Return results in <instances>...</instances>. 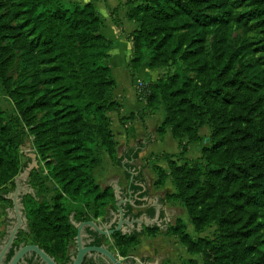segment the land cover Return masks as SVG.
Segmentation results:
<instances>
[{"label": "trees", "instance_id": "trees-1", "mask_svg": "<svg viewBox=\"0 0 264 264\" xmlns=\"http://www.w3.org/2000/svg\"><path fill=\"white\" fill-rule=\"evenodd\" d=\"M235 3L258 20L262 36L256 44L229 40L228 26L243 23L242 16L208 15L228 14ZM126 6L139 26L128 65L137 99L145 104L138 118L163 107V127L178 140H196L206 123L212 130L213 144L202 150L204 165L166 159L177 189L170 199L187 209L196 231L216 222L220 236L196 242L181 222L170 233L201 255V264H264V0H127ZM102 26L93 3L0 0V90L17 109L9 116L0 109V203L10 193L4 188L28 164L21 161V147L29 131L39 163L48 160L58 189L51 205L24 200L31 233H21L19 242L38 245L63 263L76 236L71 216L96 220L115 204L113 190L101 191L94 179L103 153L122 167L108 117L120 107L111 100L115 81L107 64L113 42L101 34ZM214 26L217 37L209 48ZM148 55L150 69H176L138 89ZM180 147L181 161L186 147ZM165 178L159 171L158 185ZM143 181L140 172L132 188ZM140 236H114L121 257Z\"/></svg>", "mask_w": 264, "mask_h": 264}, {"label": "crops", "instance_id": "crops-1", "mask_svg": "<svg viewBox=\"0 0 264 264\" xmlns=\"http://www.w3.org/2000/svg\"><path fill=\"white\" fill-rule=\"evenodd\" d=\"M74 1L94 3L95 9L103 21L101 34L113 42L107 64L115 81L111 100L117 102L120 107L118 112H111L108 117L111 120L110 129L116 141V157L123 161L122 167H119L107 153H103L101 166L94 170L95 182L101 191L112 189L116 183L122 188L124 198H127L130 181L123 166H128L132 172L136 173L135 177L141 172L144 178L143 183H137L132 188L133 194L142 192L143 189L140 185L143 184L145 192H142L139 197L148 196L161 206L162 211L163 228L155 226L157 228L155 234H149L145 229L139 238V243L130 247L127 256L123 258H132L145 264H190L191 262L201 264L202 256L191 254L178 236L170 233V230L181 222L185 226L186 232L193 239L195 238L194 225L187 209L180 202L170 199V196L177 193V189L166 156H173L172 160L180 165L182 163L178 158L182 151L180 143L186 147L182 159L191 160L198 156V143L200 142V146H202L203 141L201 139L189 141L188 138L176 139L170 128L163 127L165 120L163 107H160L154 115L145 117L144 121L138 118V113L144 110L145 104L137 99V91L128 69L132 58V43L129 37L135 30V24L127 18L126 7L122 0ZM113 15L118 19L117 25L112 19ZM160 74L159 70H150L144 67L140 70L138 78L144 83L155 82L159 79ZM162 144H166V150H162L160 147ZM209 145L210 142L207 140L202 148H207ZM140 146L143 147L140 148ZM28 160L31 161L29 158ZM159 171L166 175L161 185H158ZM90 208L93 210L92 205ZM10 209H12L11 205L0 203V240L6 233L3 221L8 219L6 213ZM104 211V215L96 220L100 221L103 220V217L111 216V213L116 211V203L107 204ZM143 211L150 217L155 215L153 206ZM143 211L133 209L130 205L126 206V216L138 218ZM78 219L79 217L75 220L79 221ZM103 243H109V240L106 239ZM113 250L116 252V248ZM68 252L70 256L76 253L74 241L71 242ZM58 262L63 263V261Z\"/></svg>", "mask_w": 264, "mask_h": 264}, {"label": "water", "instance_id": "water-1", "mask_svg": "<svg viewBox=\"0 0 264 264\" xmlns=\"http://www.w3.org/2000/svg\"><path fill=\"white\" fill-rule=\"evenodd\" d=\"M27 156L31 163L15 178L14 191L5 197L13 207L7 211L8 226L5 235L0 240V264H26L27 259H33L35 263L39 264H60L38 245L29 244L27 241L19 242L21 233L26 235L31 233L23 200L25 196H36L35 190L28 185V181L31 173L39 168L37 154L32 152ZM124 170L131 176L129 196L124 198L122 188L114 183L112 190L115 196L116 211H113L111 216L103 217V220L100 221H76L74 215L71 216V225L76 230L74 238L76 253L70 256L68 252L67 260L62 264H145L132 258L124 259L118 255L113 250L116 248L114 236L120 234L126 237L135 233L143 234L145 229L155 226L163 228L161 206L148 196L139 197L142 192H145L143 184L140 185L143 191L134 195L132 185L136 173L129 171L126 167ZM127 205L139 211L147 210L153 206L155 215L150 217L143 211L138 218L126 216ZM106 239L109 240V243H103Z\"/></svg>", "mask_w": 264, "mask_h": 264}, {"label": "rangeland", "instance_id": "rangeland-1", "mask_svg": "<svg viewBox=\"0 0 264 264\" xmlns=\"http://www.w3.org/2000/svg\"><path fill=\"white\" fill-rule=\"evenodd\" d=\"M64 2L71 3V2H75V1L74 0H64ZM122 2L124 3V5L126 7V14H127V18H128V8L126 6L127 0H122ZM76 3H78V2H76ZM89 3H93V2H89ZM80 4L85 5L88 3H80ZM139 4H141V2H137V5H139ZM246 11H247V9L245 7L240 6L239 3H235L231 7V10L229 11L228 14H224L223 11H211L208 13V15L213 16V17H220V18H224L227 15L228 17H233V19H235L238 16H242V19L244 21L243 23H240L237 25L236 23L232 22L231 25L228 26V28L230 30L229 31L230 32L229 33V40L231 41L232 44L235 43L236 45L241 44L242 42H246V41H250V42L256 44L258 42V40L261 39V36H262L261 35L262 34L261 27L258 24V20L249 16ZM247 18L249 19L248 25H247V23H245V20ZM112 19L116 25L119 23L118 19L115 15H113ZM130 21L135 24V30L132 32V34H131V36H132L133 33L139 28V26L135 21H133V20H130ZM217 27L218 26H214L210 30V33L208 36V47L209 48H211L213 41L217 37L216 36L217 30H218ZM131 36L129 37L130 41H131ZM262 55H263L262 53L258 54L257 57L260 58ZM148 59H149V55L147 56V61L145 62V64L142 66L141 69H143L144 67H147L148 69H150L148 66ZM175 69L176 68L173 65H169V66L158 68L155 70H159L161 72L160 77H159V79H160V78H163V77L166 78L169 75H172L175 72ZM150 70H152V69H150ZM12 75L16 78L18 76L17 70H13ZM145 83H149V81H147ZM0 109L3 112H5L6 115H8V116L9 115H15L17 113L15 103L7 95L2 93L1 90H0ZM108 114H110V112ZM197 137H198L197 139H201L203 141L202 146H200L201 145L200 142L198 143L199 144L200 157L198 154V156L194 159H191V160L182 159L181 162L189 161L191 164H194L198 161L199 163H203L202 150L204 148H202V147L205 146V141L209 140L210 145L208 147H211L213 144L212 130H211L210 125L206 123L203 126H200ZM24 143H25L24 146L21 147V153H22L21 154L22 155L21 161L23 164L31 163L28 160L27 155L31 154L32 152H35V150H34V137L29 131H26V137H25ZM160 147L162 148V150H166V144H162V145H160ZM121 160L122 159H120L119 164H121ZM47 162H48V160L47 161L41 160V162L39 163V168L37 169L38 174L35 176V178L31 179V184L36 183L35 184V186H36V190H35L36 191V197L38 199H40V202L44 201L46 204L51 205L53 203V199L56 195V191L58 189V186L53 181V179H51V177H50L49 169L47 167ZM202 165H204V163ZM25 168L23 169V171L25 170ZM14 189H15L14 185L8 184L4 188V191L13 192ZM29 198L30 197L27 196L25 198V201H28ZM5 204L9 205L8 202H5ZM193 228H194L195 238L193 239L191 236L190 237L196 242H198L201 239L216 241V240H218V238L220 236V232H221V229H220L218 223H216V222L207 226L203 230V232H201V233L196 231L195 226H193ZM185 231H186V228H185ZM30 241H31V239H30Z\"/></svg>", "mask_w": 264, "mask_h": 264}, {"label": "flooded vegetation", "instance_id": "flooded-vegetation-1", "mask_svg": "<svg viewBox=\"0 0 264 264\" xmlns=\"http://www.w3.org/2000/svg\"><path fill=\"white\" fill-rule=\"evenodd\" d=\"M31 162V161H30ZM30 163H28L26 166H28ZM26 169V168H25ZM32 174V173H31ZM31 176H30V178H29V181H28V185L30 186V187H32V185H31ZM14 187H15V184H14ZM33 188V187H32ZM34 189V188H33ZM35 190V189H34ZM35 193H36V191H35ZM27 196H25L24 197V200H25V198H26ZM29 197H32V196H29ZM32 198H34V199H38L36 196H34V197H32ZM24 200H23V202H24ZM8 203H9V205H11V207H13V205H12V203L10 202V201H7ZM24 205H25V203H24ZM25 208H26V206H25ZM25 212H26V209H25ZM6 213V212H5ZM27 214V213H26ZM6 217H7V213H6ZM3 223H4V232H6V230H7V226H8V223H7V218L6 219H4V221H3ZM5 234V233H4ZM22 242V241H21ZM9 260V259H8ZM26 264H39V263H35L34 262V260L33 259H27L26 260Z\"/></svg>", "mask_w": 264, "mask_h": 264}, {"label": "built area", "instance_id": "built-area-1", "mask_svg": "<svg viewBox=\"0 0 264 264\" xmlns=\"http://www.w3.org/2000/svg\"><path fill=\"white\" fill-rule=\"evenodd\" d=\"M137 82H138V83H137V84H138V89H139V88L141 89V88L143 87L144 82L141 81L140 79H138ZM116 253H117L118 255H120L119 252L117 251V249H116Z\"/></svg>", "mask_w": 264, "mask_h": 264}]
</instances>
